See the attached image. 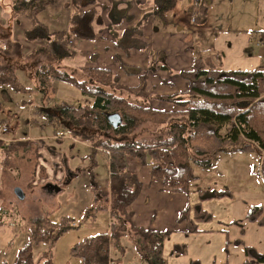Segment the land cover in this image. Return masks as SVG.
<instances>
[{
    "label": "rangeland",
    "instance_id": "rangeland-1",
    "mask_svg": "<svg viewBox=\"0 0 264 264\" xmlns=\"http://www.w3.org/2000/svg\"><path fill=\"white\" fill-rule=\"evenodd\" d=\"M153 2L152 6L157 7L158 1ZM214 6L219 15L229 21L223 26L218 24V15L213 19L215 32L209 39L202 40L200 34L196 36L197 54L199 47H216L225 71L264 70V6L261 17L257 19L260 8L254 0H233L227 6ZM93 8L103 19V26L98 28L99 36L112 25L108 15L110 7L103 10L97 4ZM189 9V0H181L164 20L155 15L158 10L154 9L153 15L148 17V21L155 20L151 33L165 31L166 22L168 31H174L187 16L190 29ZM10 15L13 19V13ZM53 24L54 21L51 26ZM57 25L62 27L64 22H57ZM196 28L194 26L193 34ZM71 40L67 48L75 53L80 41L76 38ZM149 51L150 46L148 51L141 52ZM162 53L154 52L150 56H155L157 65L162 62ZM10 57L6 58L7 65L16 70L15 76L21 87L15 88L14 82L0 83V123L10 127L8 133L3 134L6 141L23 142L16 154H7L0 149V169L5 168L0 174V179H4L0 188V206L5 211V218H0V264H14L19 251L29 243L26 228L29 219L46 217L55 223L62 218H72L75 228L64 233L54 244L34 246V263L44 264L52 260L54 264H82L81 258L73 254L76 245L98 234L109 233L111 229L112 219L107 209L111 202L107 204L105 196H102L104 199L98 197L110 178L108 154L73 139L69 134L64 139L55 138L57 133L66 134V131L60 129L57 132L56 124H52L41 109L46 105L48 110L49 105L55 102L75 104L80 101L90 105L91 101L83 98L75 87L63 83L54 84V92L40 86L43 78L37 71L43 65L42 60L18 63L16 60L20 57ZM108 60L106 63L112 65L113 61ZM82 61L80 56L74 59L73 71L60 62L52 65L59 71L85 80L87 75L77 71L86 65ZM135 102L151 106L150 99L146 103L141 100ZM178 111H186V108ZM260 116L263 117L264 113ZM167 130L166 126L148 124L133 137L137 141L152 142L158 136L165 137ZM256 149L198 156L199 160L212 163L209 171L194 165L199 179L191 183L189 195L193 206L191 218L199 231L190 236L187 233L171 235L166 240L164 257L168 264H191L192 260H195L193 264H247L248 259L254 261L264 257V151ZM68 173L74 176H68ZM18 188L24 192V200L17 198L15 190ZM203 192H217V196L211 198L204 196ZM225 192L227 197H221L220 194ZM249 250L251 256H248ZM111 264H145L137 250L136 235L130 228L120 237L118 244L111 246Z\"/></svg>",
    "mask_w": 264,
    "mask_h": 264
},
{
    "label": "trees",
    "instance_id": "trees-1",
    "mask_svg": "<svg viewBox=\"0 0 264 264\" xmlns=\"http://www.w3.org/2000/svg\"><path fill=\"white\" fill-rule=\"evenodd\" d=\"M97 1L73 0L76 11L71 17L69 30L54 34L50 48H43L36 53L43 54L48 60L47 65L43 64L37 71L43 78L42 82L38 80L41 82L40 86L51 88L54 92L52 86L63 83L75 87L82 97L91 101L90 105L80 101L75 104L55 102L49 105L48 110L45 105L41 113L52 124H56L57 132L64 129L73 139L101 149L109 158V182L101 189L98 197L104 199L105 196L106 203L111 202V207L107 208L112 219L110 232L98 234L77 244L73 254L81 258L82 264H111V246L118 244L120 237L130 228L136 235L137 250L145 264H168L164 257V245L171 233L137 228L132 224L133 214L129 212V208L141 195L143 185L131 167L138 160L144 167H151L152 176L162 181L167 191L188 194L191 183L198 179L194 165L204 170L211 168L210 160L202 161L198 156L239 153L257 147L264 151V116H260V113H264V70L225 71L207 59L195 56L192 69L179 72L180 77L189 83L186 95L182 99L179 96L157 98L161 102L186 108V111L174 112L158 111L150 105L135 102L141 100L146 103L148 100L147 74L139 67L126 64L120 56H117V61L123 70L130 76L140 78L138 87L122 86L120 78L108 68L82 66L87 77L79 80L69 73L57 70L52 64L58 62V56L72 55L67 48L71 39L86 42L96 40L98 28L103 26V19L96 9L89 8L95 7ZM157 1L161 2V7L155 15L164 20L181 0ZM57 3L58 0H14L13 8L17 15L38 25V16L47 7ZM195 3L190 12L194 10ZM206 3L198 19L199 25H204L207 21L209 1ZM148 17L121 33L116 32L114 26L111 27L110 32L116 34L114 38L116 37L117 48L126 55L131 51H148V45L142 40ZM96 58L97 56H93L92 60ZM162 59L161 69L171 72L165 54ZM2 70L6 74H0V83L14 82L15 88L21 85L13 69L7 67ZM152 70L157 71L155 67ZM110 115L121 118L122 124L118 129H114L109 122ZM148 124L166 126V136H158L152 142L137 141L134 134ZM200 139L202 140L196 143ZM7 142L9 141L0 139V149L7 154H16L23 141ZM202 194L211 198L217 196V192ZM227 194L225 192L220 196ZM186 220L188 235L199 231L191 213L189 216V211H184L178 219L180 223ZM73 224L72 218H62L58 223L47 217L29 219L26 225L29 243L19 251L14 264H35L34 246L54 244L64 233L75 228ZM248 253V256L252 255L251 250ZM44 264L54 263L48 260ZM247 264H264V257L254 261L248 259Z\"/></svg>",
    "mask_w": 264,
    "mask_h": 264
},
{
    "label": "crops",
    "instance_id": "crops-1",
    "mask_svg": "<svg viewBox=\"0 0 264 264\" xmlns=\"http://www.w3.org/2000/svg\"><path fill=\"white\" fill-rule=\"evenodd\" d=\"M151 1L153 2L154 0H114V3L112 0H98L97 4L100 5L103 10L109 6L121 13L124 12L126 8L127 12L122 16L121 22L117 25H113L115 27L114 30L121 33L129 28L135 27L145 17L152 16L154 9L157 11L158 8L161 7V2L158 1V6L154 8ZM195 1L196 0H189L190 9L188 15ZM208 1L207 21L204 25L198 24L199 26H197L195 34H193L194 27L191 26L189 29L187 25L188 16L182 19L181 25H177V28L175 27L176 31H168L169 24L166 22L165 31L161 33H151L155 20L149 19L148 23H145V37L142 39L150 46L149 53L131 51L130 54L126 55L123 50L117 48L115 41L116 37L114 38L111 34L112 32H110V28H107L105 32L97 36L94 42L80 41L77 43V52L74 53L71 51L72 55L69 57L66 55L62 57L58 56V62L64 64L66 68L73 71L75 65H72V63L77 56H80V59H83L82 62L86 63V65H84L86 68L111 69L113 73L120 78V84L122 86L127 88L138 87L141 82L140 78L137 76H130L123 70L120 63L117 61V56H120L126 64L139 67L147 74L146 95L148 99H150L151 106L155 110L164 112L178 111L179 107L170 103L161 102L154 99V97H180L181 95L184 97L186 95L189 90V83L180 77L179 72H188L192 69L195 55L207 59L219 69L223 68L220 60L221 57L217 55V52H220L218 48L199 47L200 51L197 54L195 50V45H197L196 36L200 34L202 40L205 38L209 39V36L215 32V29L213 30V19L219 15V11L214 5L225 4V6H227L231 4L233 0ZM254 1L260 8V11L256 14L255 19H257L262 15L264 0ZM214 2L216 3L214 4ZM13 7L14 0H0V74L2 75L6 74L2 69L9 67L6 58H11L10 56L20 57L19 60H16L18 63L40 59L43 62L42 64H47L48 60L45 56L43 54L36 55V53L43 48H50L53 42L52 36L54 34L69 30L71 17L76 11L73 6V0H59L56 5L47 7L38 16L39 24L34 25L29 19L24 18V16L17 15ZM89 9H91V7ZM11 13H13V19L11 18ZM106 15L107 13L104 16ZM52 21H54L55 24L51 26ZM60 21L64 22V26L61 27L57 25V22L59 23ZM228 21L229 20L222 14L217 18V23L222 24V26ZM106 25L108 26L109 24L107 23ZM173 25H176L175 22H173ZM154 52H164L162 55L165 54L167 66L174 71V73L161 69L163 61L157 65L155 56L152 58L150 57ZM49 55L57 57L56 55L54 56L53 53H49ZM162 55L160 57L161 60H163ZM93 56H97L94 61L92 60ZM107 59H109V62L113 61L112 65L106 63ZM45 60L47 63H44ZM10 63L12 64L11 60ZM153 66L157 71L152 70ZM13 70L14 73H16V70ZM77 71L83 73L82 68ZM131 168L134 173L138 175L143 185L141 195L129 208V212L133 214L132 224L137 228L158 232H170L172 236L186 235L188 220L180 223L178 219L184 211H189V216L190 213L192 216L193 206L191 194H178L167 191L163 187L162 181L152 176L151 167H144L138 160L134 161ZM3 169H0V174L5 171V168ZM209 170L210 169L204 171ZM3 181L4 179H0V188L3 186ZM221 197H227V195ZM0 209V218L4 219L5 211H3L1 206ZM0 224L2 223L0 222ZM194 261L195 260H192L191 264H193Z\"/></svg>",
    "mask_w": 264,
    "mask_h": 264
},
{
    "label": "built area",
    "instance_id": "built-area-1",
    "mask_svg": "<svg viewBox=\"0 0 264 264\" xmlns=\"http://www.w3.org/2000/svg\"><path fill=\"white\" fill-rule=\"evenodd\" d=\"M206 5V0H197V2L195 3V7L194 10H192L190 12V24L192 27H197L198 26V19L201 17L202 15V9L203 7ZM8 133V127L6 124L4 123H0V139L6 141V139L4 138L3 134ZM66 133V132H65ZM68 134H63V133H57L56 137L57 139H64L67 138Z\"/></svg>",
    "mask_w": 264,
    "mask_h": 264
},
{
    "label": "water",
    "instance_id": "water-1",
    "mask_svg": "<svg viewBox=\"0 0 264 264\" xmlns=\"http://www.w3.org/2000/svg\"><path fill=\"white\" fill-rule=\"evenodd\" d=\"M114 10H115V8L113 9V12H114ZM116 13H118L117 10H116ZM119 16H120V15H119ZM109 17H110V20H111L112 23H113V24L110 26V29H111V27H113V25H117V24H119V23L121 22V20H122V17H121V18H120V17L114 18L112 12L109 14ZM113 33H115V32H113ZM108 119H109V122L111 123V125H112V127H113L114 129H118V128L121 126V124H122L121 118H120L118 115H110V116L108 117ZM15 194H16V196H17V198H18L19 200H24V199H25V194H24V192H23L21 189H19V188L15 190Z\"/></svg>",
    "mask_w": 264,
    "mask_h": 264
},
{
    "label": "flooded vegetation",
    "instance_id": "flooded-vegetation-1",
    "mask_svg": "<svg viewBox=\"0 0 264 264\" xmlns=\"http://www.w3.org/2000/svg\"><path fill=\"white\" fill-rule=\"evenodd\" d=\"M125 10H126V8H125ZM124 10V12H118V13H116V11L114 10V12H113V8H111V10H110V13L112 12L113 13V16H114V18H117V17H122L124 14H126V12H127V10L125 11ZM122 14V15H121ZM120 15V16H119ZM113 36H115L116 34L115 33H111ZM72 41H70V43H71ZM68 176H74V174L72 173H68Z\"/></svg>",
    "mask_w": 264,
    "mask_h": 264
}]
</instances>
